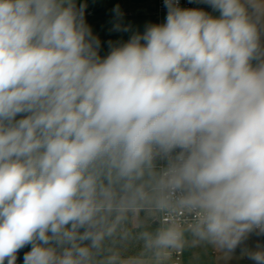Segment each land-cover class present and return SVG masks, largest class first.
<instances>
[{
  "label": "clouds",
  "instance_id": "1",
  "mask_svg": "<svg viewBox=\"0 0 264 264\" xmlns=\"http://www.w3.org/2000/svg\"><path fill=\"white\" fill-rule=\"evenodd\" d=\"M199 2L102 58L84 5L0 0V264H264V0Z\"/></svg>",
  "mask_w": 264,
  "mask_h": 264
},
{
  "label": "rangeland",
  "instance_id": "2",
  "mask_svg": "<svg viewBox=\"0 0 264 264\" xmlns=\"http://www.w3.org/2000/svg\"><path fill=\"white\" fill-rule=\"evenodd\" d=\"M105 8L102 11L101 0H75L77 8L84 5V20L86 25L91 29L92 34L100 40L99 54L103 58L109 51V41L113 45H119L128 41L133 33H143L146 26L143 25L138 14H144L145 17L153 14L154 0H104ZM119 7L120 14L114 11ZM152 9V10H151ZM132 10V11H131ZM164 13H160V17L153 16L149 24H157L163 19ZM119 24L121 29L127 27L129 30L117 31L115 25ZM201 247V246H200ZM193 248H188L181 256L180 264H251L247 257L241 258L239 254L237 258H231L227 262L218 254H212L207 257L197 253V257L191 253ZM30 250V246L28 251ZM199 255V256H198ZM207 255V254H206Z\"/></svg>",
  "mask_w": 264,
  "mask_h": 264
},
{
  "label": "crops",
  "instance_id": "3",
  "mask_svg": "<svg viewBox=\"0 0 264 264\" xmlns=\"http://www.w3.org/2000/svg\"><path fill=\"white\" fill-rule=\"evenodd\" d=\"M195 5L199 9H202V10H204L206 12H209L212 15L218 16L217 12H213L212 9L209 6H207L206 4L200 3L199 0H195ZM163 13H164L163 19L160 20V18H159V21L157 22V24H162V23L165 22V18H166V15H167V10L163 11ZM158 16L160 17V14ZM257 242L264 244V237H256L255 235H253L246 243H247L248 247H254ZM196 247L197 248H195V249L193 248V250L191 252L194 255L193 257H197V253L200 254V255H204L205 257H207L209 255H212V254H218L214 249H212L211 247H208V246H201V247L200 246H196ZM182 254H183V252H182ZM239 254L241 255V250L238 248L236 250V252L233 254L232 257L233 258L235 257V258L238 259ZM250 263L252 264L251 261H250Z\"/></svg>",
  "mask_w": 264,
  "mask_h": 264
},
{
  "label": "built area",
  "instance_id": "4",
  "mask_svg": "<svg viewBox=\"0 0 264 264\" xmlns=\"http://www.w3.org/2000/svg\"><path fill=\"white\" fill-rule=\"evenodd\" d=\"M154 7L157 15H159L161 12L167 10L164 5V0H154ZM180 7L182 8H197L195 5V0H192V2H189V0H180ZM199 9V8H198ZM182 252H177L174 254V261L175 264H180Z\"/></svg>",
  "mask_w": 264,
  "mask_h": 264
},
{
  "label": "trees",
  "instance_id": "5",
  "mask_svg": "<svg viewBox=\"0 0 264 264\" xmlns=\"http://www.w3.org/2000/svg\"><path fill=\"white\" fill-rule=\"evenodd\" d=\"M101 3H102V11L104 10V8H105V1L104 0H101ZM152 10V9H151ZM132 11V10H131ZM151 13H153V14H151V15H149L148 17H145L144 16V14H138V16H139V18H140V20H142V22H143V25H145V26H147L148 25V23L150 22V19H151V17H153V16H157V13H156V11H155V7L153 8V12H151Z\"/></svg>",
  "mask_w": 264,
  "mask_h": 264
},
{
  "label": "water",
  "instance_id": "6",
  "mask_svg": "<svg viewBox=\"0 0 264 264\" xmlns=\"http://www.w3.org/2000/svg\"><path fill=\"white\" fill-rule=\"evenodd\" d=\"M28 249H29V246L18 252V254H17V256H18L17 264H23V255H24L25 252L28 251Z\"/></svg>",
  "mask_w": 264,
  "mask_h": 264
}]
</instances>
